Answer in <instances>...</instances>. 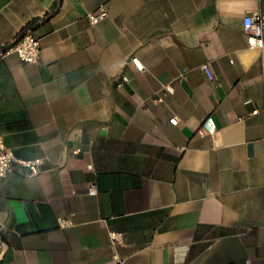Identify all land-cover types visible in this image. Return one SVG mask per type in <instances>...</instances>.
Segmentation results:
<instances>
[{"label":"crops","instance_id":"0c3cea01","mask_svg":"<svg viewBox=\"0 0 264 264\" xmlns=\"http://www.w3.org/2000/svg\"><path fill=\"white\" fill-rule=\"evenodd\" d=\"M246 15L264 0H0V48L40 43L36 63L0 60V138L39 159L0 179V264H264V49Z\"/></svg>","mask_w":264,"mask_h":264},{"label":"built area","instance_id":"2783aa9c","mask_svg":"<svg viewBox=\"0 0 264 264\" xmlns=\"http://www.w3.org/2000/svg\"><path fill=\"white\" fill-rule=\"evenodd\" d=\"M87 19L90 24H96L106 16L104 10H100L97 13H88ZM242 30L246 36V45L251 50L264 49V15H246L242 19ZM8 54H15L16 57L24 63H36L40 55V43L39 39L33 36L29 31H23L19 33L13 41L0 48V60ZM130 63L133 69L137 72H142L143 67L139 63L136 57H131ZM202 70L208 79L212 78V75L206 65L202 66ZM121 83L128 82V77L121 76ZM164 91L167 94H172L173 89L170 85L164 87ZM170 124L175 125L176 119L169 120ZM216 132V125L212 117H205L195 131V135L198 137L213 136ZM264 141V139H262ZM39 159L25 160L17 159L14 157L12 150L7 147L0 138V179L5 178L11 171L13 166H19L27 169L31 174H36L37 165ZM90 168V167H88ZM88 194L95 193L92 187L87 189ZM59 227H68L70 225L69 219H58ZM2 231L3 225L0 222V250L2 247ZM109 239L112 244H121L123 237L121 233L109 232Z\"/></svg>","mask_w":264,"mask_h":264}]
</instances>
